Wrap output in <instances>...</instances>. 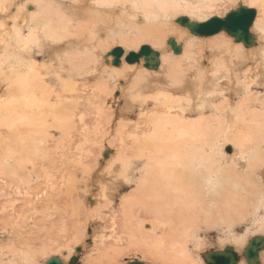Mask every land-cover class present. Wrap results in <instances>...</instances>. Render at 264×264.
I'll return each instance as SVG.
<instances>
[{
    "label": "bare ground",
    "instance_id": "6f19581e",
    "mask_svg": "<svg viewBox=\"0 0 264 264\" xmlns=\"http://www.w3.org/2000/svg\"><path fill=\"white\" fill-rule=\"evenodd\" d=\"M234 2L239 4L226 15L241 5L256 11L252 28L260 34L253 33L251 28L256 38L253 47L222 41V32L219 39L211 43L205 38V46L197 48L198 41L204 37L193 36L187 27L177 25L181 17L188 18L191 24H203L214 17L225 18L226 15H211L218 6ZM172 36L183 47L179 59H174L166 44ZM143 42H149L161 54L156 71H140L136 64H125L129 50H139ZM118 44L124 46L125 53L120 69L114 68L113 57L106 59L105 53L111 45ZM206 50L210 52L207 57ZM0 52V233L6 230L11 235L17 233L20 238L18 245L10 243L11 249L1 245L4 255L8 252L15 256L21 249L32 251L30 242L61 239L70 226L67 220L72 218L64 211L78 207L77 200L83 195L88 208L97 203L92 198L94 195L90 197L82 191L83 195L78 196L74 178L81 170L74 169L71 151H61L66 145L65 139L74 133L70 101L77 96L76 81L81 77L86 84L92 73L91 76L101 75V80L111 78V84L102 81L100 97L110 91L111 85L114 87L111 95L118 90L114 77L132 76L122 91L124 101L119 99L124 102L123 108L116 112L117 105L112 107L115 120L111 121L110 128L122 131L123 120L132 119L138 113L143 116L140 121L147 124L138 131L132 159L121 161V149L114 151L115 154L113 149L107 150L116 156L109 157L121 159L117 162L121 164L117 176L113 173L116 161L107 164L110 168L103 167L106 161L99 158L96 166L82 170L83 179L78 182L88 189L87 185L97 188L103 178L108 180L110 183L99 188V202L102 196L104 199L101 204L114 202L117 192L125 189L126 184H136L121 201L124 234L130 245L137 246L150 258L170 247L164 264H204L201 257L205 253L201 256L198 245L201 238L198 227L206 225L207 229L216 220L223 231L230 229V217L248 210L243 212L240 205L248 207L258 199L254 213L264 210L261 177L264 169V0H0ZM166 83L169 90L161 89ZM153 87L157 93L152 100L148 94ZM259 87L262 93L257 91ZM86 92L83 95H89ZM217 98L221 99L219 105L215 103L219 101ZM154 101L155 106L150 109L148 106ZM101 107L106 108L104 102ZM125 108L128 113H124ZM62 138L65 139L60 143ZM219 144L220 147L233 145L234 152L235 147L241 146L243 151L234 158L233 154L224 153V148L219 152ZM218 152L220 158L216 157ZM247 157L250 169L238 164ZM220 159L223 168L219 171V165L215 164ZM252 160L257 161L256 165L251 166ZM252 174L256 178L253 185ZM221 182L230 184L221 186ZM222 188L224 195L220 196ZM43 196H48L51 204L47 210L51 215L49 230L41 219V216L46 219L50 216L40 206ZM22 197L30 199V204L34 201L35 211L22 215V221L17 216L14 223L17 230H14L10 218L18 215L17 205ZM81 213H72L73 221ZM160 227L161 230L155 229ZM233 232L223 236L228 242L242 244L244 240ZM92 234L90 231L87 236H80L79 245L82 242L83 249L89 245L88 236L93 239ZM124 249L106 248L101 259L88 257L84 264H108L115 252L123 253ZM234 250L241 256L239 264H244L243 253ZM69 253L65 251L62 257H53H59L65 264L64 257L69 258ZM259 257L262 264L261 254Z\"/></svg>",
    "mask_w": 264,
    "mask_h": 264
},
{
    "label": "rangeland",
    "instance_id": "374dc122",
    "mask_svg": "<svg viewBox=\"0 0 264 264\" xmlns=\"http://www.w3.org/2000/svg\"><path fill=\"white\" fill-rule=\"evenodd\" d=\"M226 1L229 2L230 0H226ZM237 4H239V2H234V3H231V4L227 3L223 7L222 6H218L217 7V11H215V13H213L211 16L212 17H214V16H225L226 13L229 12L232 8L233 9L236 8ZM225 6L227 8H225ZM247 6H250V5H247ZM216 12H218V15L216 14ZM211 16H209V17H211ZM206 19H208V18H206ZM252 30H253V28H252ZM252 32L253 33L255 32L258 35L260 34V31L258 33L257 29L253 30ZM221 34L222 33H220V34H218L216 36L209 37V38L208 37H204L203 38L204 40H202V41L203 42L205 41V42L203 43V45H201L202 41L199 40L201 43L198 41L199 45L197 46V48L205 46V43H207L205 38H207V41L211 42V41H213V39H219L222 35H223L222 36L223 38L222 37L220 38V39H222V41L225 40V41L229 42V44L233 43V45L234 44L238 45V44L235 43L234 40H232L233 38L229 37L226 33H224L222 35ZM170 38H173V36L170 37ZM230 42H232V43H230ZM148 43L149 42H143L138 49H140L144 45H151V44H148ZM118 45H115V46L111 45L107 50H105V53L107 52L106 55L109 54L110 52H112L114 50V48L116 49V47L121 46V48H124L123 45H121V44L119 46ZM166 48H167V45H166ZM134 51H135L134 49H132L131 51L129 50V52H134ZM138 51L139 50H136L135 52H138ZM209 53L206 50V52L204 53V56L205 57L209 56L210 55ZM0 54H1V52H0ZM170 54H172L174 56V59L175 58L177 59L178 57H180L183 54V52H182V54H180L178 56V55H175L174 52L170 49ZM205 54H207V55H205ZM112 61H113V58H112ZM205 62H207V60H205ZM105 63H106V61H105ZM125 64L128 65V66H134L135 65V64L130 65V64H127L126 62H125ZM135 67L139 68L140 71L141 70H146V68L143 69V67H144V61L143 60H142L141 63L136 64ZM114 68H116V67H114ZM116 69H120V67H118ZM91 75H93V73ZM91 75H90V78L86 80V84H85V81L83 82L81 80V77L76 81V84H78L77 85V89L78 90H76L77 96L74 97L73 99H71V101H70L71 110H72V117H71L72 124H71V127L73 128L72 130L74 131V133H73L72 137H70L68 139L62 138L60 140V143L63 141V139H65L67 141V142L65 141L66 145H65L64 149H61V151L62 152L64 151V153L67 152V151H71L74 154L72 159H71L73 161V164H74V169H78V170L80 169L81 170L80 175H78L76 178H74V181H75L74 188L77 190V193H79L78 196H82L83 192L86 193L85 195L88 194V196H90V197H92L94 195V197H92V198L93 199L96 198L95 200H97V203H95L96 205L94 204L95 206L93 205V207L91 206L90 208H88L87 207V202L85 203L84 195L82 197H80V201L77 200V203L79 204L78 207H76L75 209H70V211H68V212L64 211L66 216L67 215L68 216L71 215V217H72L71 219L67 220L68 223H70V226H69V228L67 226L66 231L64 232L65 236L63 234L61 239H59V240L57 238L55 240H52V238H47V239H43V241H42V239H41L38 242L35 241L34 243H36V244H34L33 242H30L31 245H30L29 249H31V246H32L31 250L32 251L34 250L35 252H32L30 250H29L30 251L29 252L28 250H22L21 249V250H18L19 252L17 251V253H15V256H13L14 254L13 255H8L9 254L8 252H6L5 255H4L1 252V245L5 246L6 249H9V248L11 249L13 247H10V243H15V245H18V244H20V238L18 237L17 233H15L14 235H11V233L7 232L6 230H5V233L1 232L0 233V238H1L2 242L0 241V264H10V263L11 264L12 263L13 264H22V263L23 264H46V262L51 257H53V256H61L63 253H65V251H69L71 253H69L70 254L69 258H68V256L67 257L65 256L66 258L64 257V260H65L64 262L67 261L66 263L68 264V262H70V260L74 256H76V254H77V256H79L77 264H84V261H86V259L88 257H93L94 259L98 258L96 260L101 259L104 256V254H105V249L109 248V247H117V248H125V249L123 250V253L115 252V255L114 254L112 255L114 257L110 258L113 261H110V263H108V264H128V263H131L133 261L143 262L144 264H164L163 262L168 260L166 258V256H168L167 253H170V247H169V249L168 248L165 249V251L159 250L158 254H154V257L152 255L151 258H150V257H148V255L144 254L143 251L140 248H138L137 246L135 247L133 244L130 245L128 240H127V238H126V236H125V234H124V225H123L124 218H122L123 217V210L121 208V205H122L121 201H122V197L123 196H126V195L130 194V192H132L136 188V184H133V183H129V185L126 184L127 186H126L125 189H122V191L117 192V196L115 198L116 200L114 202L113 201L108 202V203L103 202L101 204V201L104 200V199H103V196H102L100 198V202H99V194H100L99 193L100 192L99 188H102L107 183H110V182H108V180L103 178L102 181L100 182L99 186H97V188H96L95 185H87L88 189H85V187H84V185L82 183H80V184L78 183V182H80V180L83 179V176L81 177V175H83L82 170L83 169L84 170L85 169L88 170V168L91 169L92 167L96 166L101 160L99 158H103V160H104V153L107 150L113 149L112 150L113 151L112 154H115L114 151L118 152L117 149H121L122 150L123 159L121 160L119 158L116 161V159L114 160V157H116V156L111 154V156H114V157L110 156L111 158L109 157L108 160H105L106 163L104 164L103 167H109V165H107L108 163L110 165H112L115 161H116V163L119 162L118 160L123 161L126 158H127V160L128 159L129 160L132 159L134 157L133 152L136 151V147H137V140H138V137H139L138 136V131L143 130L142 126H146L147 125V124H144V123H142L140 121L141 117H143V116H141V114L138 113V114L134 115L132 119L131 118H125L123 120L122 125L120 126V128H123L122 131L121 130H117V132H116L115 129L110 128L111 121L115 120L114 112H113L114 109L112 107L117 105L116 108H118V109L115 108L116 112H117V110L119 112L121 110V107L123 108L124 102H122V100L119 101V99H123V96H122L123 92L122 91H124L126 89V84L129 83L130 78L132 76L126 75L127 76L126 79H124L122 77H117V78L114 77V82H116L118 90L116 92H114V95H111L112 92L110 93V91H114L113 90L114 87H113V85H111V87L109 86L110 87L109 88L110 91H107L108 93H104L103 92V94H105V95L103 97H100L98 91H100V87H101L102 81H107V82H109V84H111V82H110L111 78H107L105 80H101L100 79V77H102L101 75H100V77H98L99 75H96V74H94V76H91ZM104 75H106V74H104ZM226 84L227 83H223V86H226ZM98 86H99V88H98ZM161 86H163V87H161V89H163L165 87L163 90H169V88L167 87V83L165 85H161ZM2 90L3 89H1V92H2ZM85 90H87L86 93H88L89 95H87V96L83 95ZM119 90H120V92H119ZM255 91L256 90H254V92ZM257 91L261 92V93L263 92L261 87H259ZM93 93H94V95H92ZM96 93H98V96H96L97 95ZM156 93H157V89H155L153 87V89L149 90V94L148 95L151 96L152 100H153V98H155ZM164 93H167V92L164 91ZM80 94L82 95V97H80ZM111 96H113V98ZM97 98H98V100H97ZM111 98H112V100H111ZM117 100L119 101L118 103L116 102ZM130 100H132V98ZM218 100H219L218 101L219 103L217 101L215 102L217 105H219L221 103V99H218ZM100 101L104 102V104L106 105L105 109H104V107H101L100 108L101 110L99 109V106L102 104V102H100ZM111 101H112V103H111ZM123 101H124V99H123ZM235 101H236V103H238L237 100H235ZM98 102H100V103L98 104ZM151 103L152 104H150L148 106L150 109L154 108L155 101L151 102ZM145 112H147V110H145ZM124 113H128L126 108L124 110ZM98 116H101L100 117L101 119H98ZM100 120H101V122H100ZM145 120L147 121V119H145ZM92 123H94V124H92ZM98 124H100L101 128H100V126ZM126 124H127V126H126ZM228 125H230V124H228ZM114 128H116V127H114ZM83 133H85V134H83ZM141 133H143V132H141ZM140 136H141V134H140ZM222 143H223V141H222ZM220 144H219V147H218L219 152H221L222 148H224V151H225L224 153H226L228 155H232L233 154L234 158H238L240 156L239 153H241V151H243V150H241V146L240 147H235V152H234V146L233 145L227 144L226 146H224V144H225L224 143L223 144L224 147H220ZM108 145L109 146L111 145L110 146L111 148ZM229 147H231L233 149L231 153L227 152ZM114 148H116V150ZM100 150H102L104 152L102 153V151H100ZM99 151H100L101 154L99 153ZM219 152L217 153L216 157L220 158ZM98 155H99V157H98ZM92 157H93V159H92ZM221 157H223V154L221 155ZM244 159L242 160V162H241V160L239 161V163H238L239 166L243 165V167L245 166L244 169H250V168H248V157H247L246 160H244ZM221 160L222 159L216 160L218 162V164H215L216 166L219 165V168H218L219 171L223 168ZM82 161H84V162H82ZM256 162L257 161H255V163ZM252 163L253 164L251 166L256 165L254 163V161ZM87 164H89V165H87ZM85 167H88V168H85ZM120 169H121V164L118 165V163H117L115 171H113V173L117 176V173L119 174V172H120L119 170ZM252 171H250V173ZM258 174H259V172H257V175ZM254 176L255 175H253V177ZM253 177H252V182H250L252 185L254 184L253 181L256 179L255 177L254 178ZM261 177H263L262 179L264 181V169H263V176H261ZM228 183L230 184V182H228ZM228 183L227 182H223V183L221 182V184H222L221 186L227 185ZM257 184H259V182ZM100 185L102 187H100ZM219 185H220V183H219ZM80 187H81V189H80ZM202 192L206 193L208 196L210 195V193L208 191H202ZM80 194H82V195H80ZM222 195H224L223 188H222V191L220 193V196H222ZM238 197H239V195H238ZM47 198H48V196H43V200H42L43 203L40 206L43 207V210L45 209V212H46L45 215H47V217H48L50 215L48 211H49V208H50L51 204L48 203L49 200ZM29 201H30V199H29ZM29 201L27 199H25L24 197H22L21 198V202L17 205V207H18L17 208L18 209V211H17L18 215H15V216L10 218L11 219L10 220L11 221V226H12V228L14 230H17V225L14 224V223L16 222V219L18 217H20V219L22 221L23 220L22 215L27 216L31 212L35 211L34 210V205L32 204V203H34V201H32L31 204H30ZM259 201L260 200L258 199V202ZM258 202L256 204H258ZM71 203L74 204L73 202H71ZM25 204H26V206H25ZM256 204H255V202H251L249 204V206L247 205L248 207H246V206L242 207L240 205V207L243 209V212L245 211L246 208H248V210L246 209V211H245L246 213L245 212H244V214L242 213L244 216H241L242 214H240V213L239 214H235V215L233 214L234 217H230V220H229L230 223H231V226H230L231 230L230 229H224L226 232L223 231V229H220L221 225L216 220H215L216 222L215 221L211 222V223H216V224L209 225V226L207 225L208 226L207 229L205 228L206 225H202V228L198 227V230L200 231L199 235L201 237L199 239V243H198V245L201 246L200 247L201 256H202L203 253H206L208 251L222 252V251H224L225 248H227L229 246L234 247V249H236V251H238L239 254H242L243 250L247 246V242L248 241L252 240L255 237H259V236L264 237V210H262L261 212L259 211L260 212L259 214L258 213L255 214L254 213L255 210H257L256 209L257 208ZM98 206H99V208H97ZM228 208L226 207V209H228V210L231 209L230 206ZM263 208H264V206H263ZM102 209H105V210H103L104 212L102 211ZM240 210L241 209H239L238 211H240ZM213 211H216V210H213ZM79 212L80 213L82 212V213L79 214L80 216L78 217V220H74L73 221V216H72L73 214L72 213L77 214ZM103 213H104V215H102ZM105 216L107 218H104ZM50 217H51V215L48 217V219H46L45 217L41 216L42 222L45 221L47 223L48 230H49V226H48L49 222L48 221H51ZM90 218H92V219H90ZM231 218H233V219H231ZM234 219H235V221H234ZM73 222H74V224H73ZM11 226L8 225V228L10 229V231L12 230ZM43 226H45V225L43 224ZM72 226H74V227H72ZM208 228H209V230H208ZM260 228H262L263 230L260 229ZM155 229H160L161 230L162 227L155 228ZM89 230L91 232H93L92 235H93V239L94 240L89 238V236H88V239L90 240V242H88L89 245H88L87 248L83 249L82 248V246H83L82 242H80V245H79L80 236H82L83 234H86V236H87L88 233L90 232ZM230 231L231 232L234 231L233 233L236 232L235 234H237V235L239 234L238 236L242 238L241 240H244L243 243L241 244V242L239 243V242H232V241L228 242L227 238L225 237V235L223 236V234L227 233V232H230ZM221 232H223V233H221ZM123 242H125V243H123ZM183 242L186 243V241H183ZM32 243H33L34 246L32 245ZM108 245H111V246H108ZM77 247L82 249L81 252L82 251L83 252L82 253L80 252L81 254L77 253V249H78ZM21 251L25 252L26 255L24 253H21ZM29 253H31L32 257L31 256L29 257V255H30ZM34 256H36V258ZM33 258H35V259H33ZM261 259H262V264H264V252L261 253ZM35 260H36V262H35ZM156 260H158V262ZM201 260H203L202 257H201ZM30 262H32V263H30ZM203 263L207 264V263H205L204 260H203ZM245 263H246V261H244V264Z\"/></svg>",
    "mask_w": 264,
    "mask_h": 264
},
{
    "label": "water",
    "instance_id": "95a60500",
    "mask_svg": "<svg viewBox=\"0 0 264 264\" xmlns=\"http://www.w3.org/2000/svg\"><path fill=\"white\" fill-rule=\"evenodd\" d=\"M256 11L246 6H239L237 10H234L226 15L225 18L214 17L209 21L200 23H190L186 17L177 19V24L181 27H187L193 36L196 37H212L222 32L226 33L229 37L233 38L235 43H242L245 48L255 46L256 38L250 32L256 19ZM169 47L172 49L175 55H180L183 51V47L178 45L174 38L168 40ZM124 50L122 48H116L108 54L114 58L112 65L119 67L121 65V59L124 56ZM161 54L154 51L149 45L142 46L138 52H131L125 59L127 64L133 65L144 61V68L151 71L159 69L161 60ZM227 152L231 153L232 148L229 147ZM111 152L106 151L104 159H108ZM81 248L77 249V253L81 252ZM264 251V237L259 236L249 241L245 247L242 257L247 264H261L260 254ZM203 259L207 264H239L241 262V256L238 255L233 247H227L222 252H207L203 254ZM78 257H73L69 264H77ZM46 264H63L59 257H52ZM128 264H144L139 261H133Z\"/></svg>",
    "mask_w": 264,
    "mask_h": 264
}]
</instances>
